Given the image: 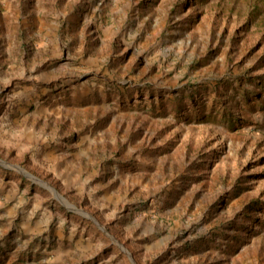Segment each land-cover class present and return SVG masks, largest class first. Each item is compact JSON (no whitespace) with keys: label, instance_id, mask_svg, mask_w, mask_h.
I'll return each mask as SVG.
<instances>
[{"label":"rangeland","instance_id":"374dc122","mask_svg":"<svg viewBox=\"0 0 264 264\" xmlns=\"http://www.w3.org/2000/svg\"><path fill=\"white\" fill-rule=\"evenodd\" d=\"M0 264H264V0H0Z\"/></svg>","mask_w":264,"mask_h":264},{"label":"water","instance_id":"95a60500","mask_svg":"<svg viewBox=\"0 0 264 264\" xmlns=\"http://www.w3.org/2000/svg\"><path fill=\"white\" fill-rule=\"evenodd\" d=\"M8 166H11V168H14V169L18 170L23 175H25L28 178H31L35 182H39L41 184H44L47 188H49L53 192V194L55 195V197L58 198L69 210L74 211V212H77V213H79L81 215L87 216L93 222H96L95 218L92 215H90L88 212H86L84 210H80V209L76 208L74 205L70 204L68 201H66V199L53 186L47 184L46 182L40 180L39 178H37L35 176H33L32 174H30L29 172L25 171L23 168H21L19 166H15V165H8ZM102 230H104L103 227H102ZM130 257L133 258V256L131 254H130Z\"/></svg>","mask_w":264,"mask_h":264},{"label":"crops","instance_id":"0c3cea01","mask_svg":"<svg viewBox=\"0 0 264 264\" xmlns=\"http://www.w3.org/2000/svg\"><path fill=\"white\" fill-rule=\"evenodd\" d=\"M58 165H60V166L62 165L65 168L66 172L69 173V175H71V176L74 175V174H78L79 173V169H77L76 167H74L73 164L70 161H67V160L65 161L64 160V161L59 162ZM42 214L47 219V223H49V220H48L49 215H54L48 209H46L45 212L42 213ZM41 220H42L41 222H43L44 219H41ZM91 236H93V235H91ZM70 238L72 239V237H70ZM80 239L82 240V238H80Z\"/></svg>","mask_w":264,"mask_h":264}]
</instances>
